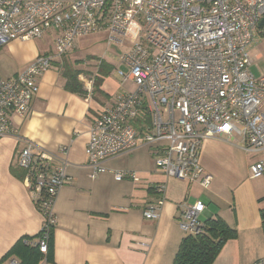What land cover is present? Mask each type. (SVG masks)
Returning a JSON list of instances; mask_svg holds the SVG:
<instances>
[{"label":"built area","instance_id":"2783aa9c","mask_svg":"<svg viewBox=\"0 0 264 264\" xmlns=\"http://www.w3.org/2000/svg\"><path fill=\"white\" fill-rule=\"evenodd\" d=\"M263 18L264 0H0V47L15 39L41 38L49 29L55 34L52 52L36 56L11 78L0 76V137L14 134L9 115L27 114L37 76L77 37L102 31L108 44H122L137 20L142 42L119 54L128 72L117 71L122 83L130 80L136 87L118 94L114 105L89 125L88 176L109 172L117 181L139 182L136 171L103 164L146 147L166 176L206 188L212 175L201 163L203 142L239 137L242 149L261 154L249 165L250 177L264 180V73L255 76L249 70L253 60L248 54L258 35H264ZM84 87L91 90L90 83ZM68 154V145L52 151L28 140L17 157L42 216L36 238L23 237L22 243L44 256L56 223V200L67 180ZM151 189L157 197L143 215L157 219L166 184ZM178 209L183 232L203 230L201 200L180 202ZM0 264L20 261L9 257ZM254 264H264V257Z\"/></svg>","mask_w":264,"mask_h":264},{"label":"crops","instance_id":"0c3cea01","mask_svg":"<svg viewBox=\"0 0 264 264\" xmlns=\"http://www.w3.org/2000/svg\"><path fill=\"white\" fill-rule=\"evenodd\" d=\"M17 44L11 42L0 47V58L6 52L13 53ZM117 56L114 59L121 64ZM35 57L31 51L16 68L0 63V76L13 77ZM101 69L98 72L105 74L108 66ZM68 72L64 62L57 68L56 59L37 76L38 90L29 111L26 115L11 113L14 134L0 137V262L9 257L19 260L9 250L21 237L36 238L42 225L36 194L24 180V171L17 162L18 153L28 140L52 151L64 144L69 147L67 180L55 204L51 257L39 264H172L182 238L187 235L178 225V205L196 200L204 203L202 196H212L215 210L205 205L201 214L204 219L200 220L199 216L201 223L220 217L236 231V236L224 243L212 264H254L264 257V180L251 178L249 173V165L260 158V153L242 149L239 137L231 141L205 140L201 163L212 175L206 188L197 182L166 176L151 165L148 148L143 152L145 156L136 154L138 167L134 171L139 182L117 181L109 172L90 178L85 154L89 125L112 107L116 98L105 108H95L91 102L94 89L86 90L78 74L82 89L76 91ZM220 140L234 143L247 154L244 170L237 167L226 145L217 142ZM139 150L111 158L103 165L117 169L113 162L131 157ZM215 177L219 180L213 182ZM161 182L166 184V190L160 215L157 219H147L143 210L157 197L151 187Z\"/></svg>","mask_w":264,"mask_h":264},{"label":"rangeland","instance_id":"374dc122","mask_svg":"<svg viewBox=\"0 0 264 264\" xmlns=\"http://www.w3.org/2000/svg\"><path fill=\"white\" fill-rule=\"evenodd\" d=\"M54 35V31L49 29L41 38H32L24 41L15 39L8 42L3 46H7L11 42H16L18 43L16 45L18 48L13 53L6 52L3 54L0 58V63H5L11 68H16L20 61L25 58V55L29 54L31 51L35 53V56L50 52V50L53 49ZM142 39L143 32L140 23L137 20L131 24L122 44L115 42L108 44L104 32H91L88 35L77 37L71 49L66 54L58 57L57 68H60L64 62V69L74 75L76 74L78 81V74H80L85 83H90L92 86L91 89H94V96L91 101L92 105L97 109L105 108L115 100L117 94L124 92L123 90L126 91V89H129L130 91L135 89L136 86L130 80H127L121 86L122 76H120L117 71L118 69H121L122 72L126 74L128 68L125 65L119 64L114 57L116 55L119 56L122 52H126L135 43H141ZM248 54L250 59L253 60L249 66V70L255 76L264 73V35H258L257 43L249 49ZM99 60L102 64L99 63ZM1 64L0 67H2ZM106 65L108 66V71H106L105 74L103 72H98L101 67V71H103L104 68L107 67ZM90 76L92 78H90ZM96 76H99V79L96 78ZM95 78L96 83L94 86ZM84 81L82 82L83 86ZM79 83L82 84L80 81ZM217 142H221V140ZM221 143L225 144L226 148L232 152L233 159L237 162V167L244 170V163L246 162V159H248L247 154L233 145L234 143L226 141ZM176 146H178V143ZM138 149H140L139 152H136L131 157L113 162V166L116 165V167H119L117 169L135 170V167H138V164L135 162L136 154L142 153L143 156H145V153L143 152L145 150L147 151V148L145 147H140ZM151 161L152 162L149 160L151 165L155 166L152 157ZM217 180H219L218 177H215L213 182H216ZM202 199L210 210H215V204L210 200L212 199V196H202ZM202 219H204V215H201L200 220Z\"/></svg>","mask_w":264,"mask_h":264},{"label":"trees","instance_id":"16d2710c","mask_svg":"<svg viewBox=\"0 0 264 264\" xmlns=\"http://www.w3.org/2000/svg\"><path fill=\"white\" fill-rule=\"evenodd\" d=\"M100 64H102L101 61ZM67 75L72 81V87L76 85V91L81 92L82 85L76 81V74L68 72ZM235 236L236 231L229 227L222 218H208L204 222L201 232L187 234L182 238L172 264H212L224 243ZM22 238L8 252L16 255L20 264H39L43 259L46 262L50 260L52 232L48 252L45 256L37 248L24 245Z\"/></svg>","mask_w":264,"mask_h":264},{"label":"water","instance_id":"95a60500","mask_svg":"<svg viewBox=\"0 0 264 264\" xmlns=\"http://www.w3.org/2000/svg\"><path fill=\"white\" fill-rule=\"evenodd\" d=\"M260 25H264V18L261 19V21H260Z\"/></svg>","mask_w":264,"mask_h":264}]
</instances>
